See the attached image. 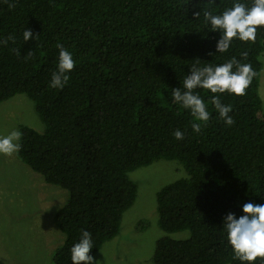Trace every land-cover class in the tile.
I'll list each match as a JSON object with an SVG mask.
<instances>
[{
	"label": "trees",
	"instance_id": "obj_1",
	"mask_svg": "<svg viewBox=\"0 0 264 264\" xmlns=\"http://www.w3.org/2000/svg\"><path fill=\"white\" fill-rule=\"evenodd\" d=\"M12 2L16 6L9 9L0 0V41L15 37L0 43V103L18 93L33 101L44 130L20 126L18 157L47 183L68 191L54 215L65 236L53 264H72L71 248L84 230L92 235V256L117 236L138 193L129 173L161 158L178 160L186 175L156 193L164 234L155 242L153 262L250 264L234 258L224 218L234 213L239 219L245 203L264 205V26L254 43L234 38L229 51L219 53L222 33L205 24L203 10L221 14L235 0ZM26 29L33 32L28 41ZM57 44L76 62L63 89L50 87L58 70ZM232 57L259 75L245 96L198 88L211 119L195 133L192 123L198 121L173 102L172 89L183 90L197 59V66H215ZM213 95L232 105L233 125L220 119ZM177 129L183 140L175 139ZM183 231L185 237L170 235Z\"/></svg>",
	"mask_w": 264,
	"mask_h": 264
},
{
	"label": "rangeland",
	"instance_id": "obj_2",
	"mask_svg": "<svg viewBox=\"0 0 264 264\" xmlns=\"http://www.w3.org/2000/svg\"><path fill=\"white\" fill-rule=\"evenodd\" d=\"M260 59L259 94L264 107V50ZM21 125L44 130L33 101L24 93L0 103V137L19 131ZM129 174L138 185L137 197L123 215L120 233L93 255L99 264H155V242L164 234L158 225L156 193L186 171L178 160L161 158ZM67 198L66 189L47 183L17 153L0 155V264H53V254L65 236L54 215Z\"/></svg>",
	"mask_w": 264,
	"mask_h": 264
},
{
	"label": "clouds",
	"instance_id": "obj_3",
	"mask_svg": "<svg viewBox=\"0 0 264 264\" xmlns=\"http://www.w3.org/2000/svg\"><path fill=\"white\" fill-rule=\"evenodd\" d=\"M9 9H14L16 4L12 0H3ZM198 17L199 12L195 13ZM204 22L210 25V30H219L222 33L217 42L216 50L219 53L229 51L233 39L244 42L256 41L257 30L264 26V0H252L251 7L245 3L235 0L234 4L225 9L221 14H214L212 10H203ZM24 41L33 38V32L26 29L23 33ZM8 40L15 41L14 36H9L0 43L7 44ZM59 49L58 70L53 73L50 87L63 89L69 80V75L75 67L73 54L62 44H57ZM15 51V50H14ZM17 54H19L17 52ZM242 57L247 58L248 53L242 52ZM31 56L29 53L26 59ZM199 59L191 66V74L182 81L183 90L180 87L173 88L171 96L173 102L190 111L195 118L192 129L195 133H200L211 119L203 98L196 91L198 88L210 90L213 94H223L225 92L236 96H245L246 90L251 85L253 79L259 75L251 66L244 64L232 57L227 62L220 65H199ZM210 103L218 112L219 117L228 126L235 123L232 112V105H225L221 102L219 95H213ZM177 140H183L185 133L177 129L174 132ZM20 131L14 130L7 136L0 137V155L11 156L21 150ZM244 215L239 219L234 213H229L224 218V229L227 239L233 247L234 258L241 262H255L259 257L264 260V205L258 203H245L243 205ZM93 248L92 235L84 230L81 239L71 248L72 264H99L90 254Z\"/></svg>",
	"mask_w": 264,
	"mask_h": 264
}]
</instances>
